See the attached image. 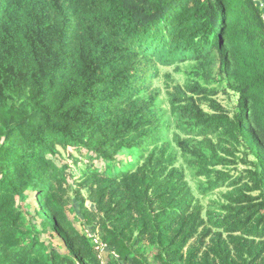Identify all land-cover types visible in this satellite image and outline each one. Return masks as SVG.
<instances>
[{"label":"trees","instance_id":"obj_1","mask_svg":"<svg viewBox=\"0 0 264 264\" xmlns=\"http://www.w3.org/2000/svg\"><path fill=\"white\" fill-rule=\"evenodd\" d=\"M0 264H264L255 0H0Z\"/></svg>","mask_w":264,"mask_h":264},{"label":"rangeland","instance_id":"obj_2","mask_svg":"<svg viewBox=\"0 0 264 264\" xmlns=\"http://www.w3.org/2000/svg\"><path fill=\"white\" fill-rule=\"evenodd\" d=\"M166 70L172 71V69H170V68H167ZM166 70H165V71H166ZM176 81H177V82H180V83L182 84V82H183V76H182V75H176ZM159 86H160L161 88L163 87L162 84H160ZM163 88H164V87H163ZM163 88H162V89H163ZM218 99H219L220 101H222V102H225V101H226V97H225V95H223V94H220L219 97H218ZM67 161H68V160H67ZM80 230H82L81 226H80ZM95 242H96V245L98 246L97 249L99 248V250H101V251L103 250V251H104L105 246H104L101 242H99V240H96ZM59 243H61V241H60L59 239H57V240L55 241V244H56V245H59ZM62 250H63V252H65V250H66V248L64 247L63 244H62ZM101 255L104 256V252H101ZM146 255L151 259L153 253L150 252V251L148 250V251L146 252Z\"/></svg>","mask_w":264,"mask_h":264},{"label":"crops","instance_id":"obj_3","mask_svg":"<svg viewBox=\"0 0 264 264\" xmlns=\"http://www.w3.org/2000/svg\"><path fill=\"white\" fill-rule=\"evenodd\" d=\"M264 13V0H255Z\"/></svg>","mask_w":264,"mask_h":264}]
</instances>
